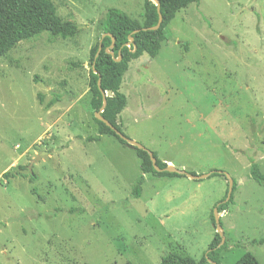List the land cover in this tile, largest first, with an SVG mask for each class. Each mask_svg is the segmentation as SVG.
<instances>
[{"label": "rangeland", "instance_id": "374dc122", "mask_svg": "<svg viewBox=\"0 0 264 264\" xmlns=\"http://www.w3.org/2000/svg\"><path fill=\"white\" fill-rule=\"evenodd\" d=\"M52 1L78 35L43 33L0 55V264H161L171 252L200 260L228 179L145 175L135 197V147L88 139L99 134L90 50L109 7L141 19L144 0ZM167 37L124 75V134L168 165L230 173L222 264L247 251L264 264V243H253L264 239V184L251 175L252 161L264 174V0L189 4Z\"/></svg>", "mask_w": 264, "mask_h": 264}, {"label": "trees", "instance_id": "16d2710c", "mask_svg": "<svg viewBox=\"0 0 264 264\" xmlns=\"http://www.w3.org/2000/svg\"><path fill=\"white\" fill-rule=\"evenodd\" d=\"M201 0H159L160 12L158 5L153 0H144V11L141 19L134 18L125 10L117 7H109L106 11L105 18L101 23V35L99 40L90 50V90L92 93L91 107L95 112L100 111L104 103L103 89L107 93V106L102 115L108 119L116 128L123 131L122 124L119 122L120 114L128 105V98L121 91L124 75L129 69L133 60L140 58L147 53L150 57L155 58L162 49V44L167 40V29L176 17L177 13L186 8L189 4L200 3ZM162 14L163 21L158 29H151L157 25ZM136 32V30H138ZM48 33L50 40L56 38H72L79 33V26L71 21L63 19L57 12V8L52 0H0V55L14 49L20 42ZM108 33L105 37L103 34ZM116 39L113 54L107 52V49ZM133 41L130 42V38ZM102 39L103 48L99 53L100 41ZM120 58V60H117ZM97 72H96V71ZM101 76V85L99 78ZM43 101L42 95H40ZM60 101V97H55L49 102L48 107L53 106ZM94 119L98 124V135L88 137L89 140H100L103 135L114 136L121 144L127 145L116 132L105 122L95 116ZM138 157L142 162V175L133 188V196L140 197L142 183L145 175L153 177H179L184 176L175 172L157 171L153 165L151 156L147 150L135 148ZM157 158V164L164 169L168 163L161 160L156 152H153ZM195 173V172H193ZM196 174V173H195ZM212 175L227 177L218 170H214ZM211 175V176H212ZM252 178L261 184H264V174L261 172L259 164L252 161L251 163ZM6 177L12 176L6 172ZM32 179L35 175L33 174ZM237 182L234 181V191ZM229 187V182H228ZM215 206H218L219 213L226 210L233 201L234 191L229 201L223 202L228 193ZM210 219L215 224L214 211H211ZM223 225V222L221 220ZM216 228V227H215ZM221 235L216 231L212 242L209 244L207 254L200 260L191 256L181 255L171 252L163 256L161 264H211L210 259L217 264H222L220 257L221 251L227 247V243L220 246ZM253 243H264V239L253 241ZM124 264H134L127 261ZM235 264H262L258 258L250 251H247Z\"/></svg>", "mask_w": 264, "mask_h": 264}, {"label": "water", "instance_id": "95a60500", "mask_svg": "<svg viewBox=\"0 0 264 264\" xmlns=\"http://www.w3.org/2000/svg\"><path fill=\"white\" fill-rule=\"evenodd\" d=\"M156 2V4L158 5V10L160 12V2L159 0H153ZM162 21H163V17H162V14L160 13V19L157 23V25L153 26V27H150L151 29H158L161 24H162ZM139 31L136 30V32ZM108 33L106 34H103V37H105ZM133 37L130 38V42L133 41ZM115 44H116V39L115 37H113V42L111 44V46L107 49V52L113 54V49L115 47ZM103 48V45H102V39L100 41V46H99V53L101 52ZM117 60H120V58H117ZM96 71V70H95ZM97 72V71H96ZM99 85H101V76L99 78ZM102 90V93H103V96H104V103H103V106L102 108L100 109V111H97L95 112V116L105 122L108 126H110L115 132L117 135H119L122 139H124L128 144H130L131 146L135 147V148H139V149H143V150H147L151 156V159H152V162H153V165L155 167V169L157 171H169V172H175V173H178V174H181V175H186L188 176L189 178L191 179H202V178H207L209 176L212 175V173L214 171H211V172H208V173H204V174H195V173H192V172H188L187 170L185 169H179L178 167L174 166V165H168L166 168L162 169L159 167V165L157 164V158L154 156V153L149 150L145 145H143L142 143L136 141V140H132L130 138H128L122 131H120L118 128H116L108 119H106L103 115H102V112L104 111V109L106 108L107 106V93L106 91H104L103 89ZM32 165H30V170H31V173H32V168H31ZM219 173H223L227 179H228V182H229V187H228V193H227V196L226 198L224 199L223 202H227L231 199L232 197V194H233V191H234V179L233 177L231 176L230 173L226 172V171H221L219 170L218 171ZM214 216H215V224L214 226L216 227V231L221 235V243H220V246L223 245L225 242H226V236L224 234V231H223V225L221 223V217H220V213H219V210H218V206H215L214 208ZM211 264H217L215 261L213 260H209Z\"/></svg>", "mask_w": 264, "mask_h": 264}, {"label": "crops", "instance_id": "0c3cea01", "mask_svg": "<svg viewBox=\"0 0 264 264\" xmlns=\"http://www.w3.org/2000/svg\"><path fill=\"white\" fill-rule=\"evenodd\" d=\"M126 12H127V11H126ZM127 13H128V12H127ZM128 14H129V13H128ZM130 15H131V14H130ZM226 210H227V209H226ZM226 210H224V211H226ZM221 216H224L223 212L220 213V217H221ZM221 218H222V217H221Z\"/></svg>", "mask_w": 264, "mask_h": 264}]
</instances>
